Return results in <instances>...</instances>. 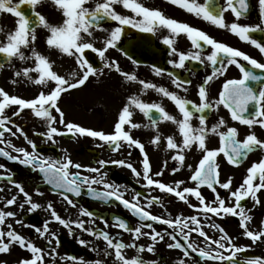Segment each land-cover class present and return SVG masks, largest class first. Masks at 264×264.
Here are the masks:
<instances>
[{"label": "snow or ice", "instance_id": "snow-or-ice-1", "mask_svg": "<svg viewBox=\"0 0 264 264\" xmlns=\"http://www.w3.org/2000/svg\"><path fill=\"white\" fill-rule=\"evenodd\" d=\"M44 2L45 0H18L14 3L13 0H0V12L9 13L16 18L15 28L3 33L4 38L0 40V58H2L0 59V68H3L5 64L12 66L13 60H19L30 65L15 70L13 73L15 79L11 80V83L16 84L19 81H24L41 89L34 98L25 99L9 94L3 88H0V145H5V147H0V156L6 157L10 161H18L30 167L33 171L41 173L44 182L52 188L60 190L58 194L72 207L76 205L67 194L80 196L82 187L86 186L93 198L105 202L113 199L118 201L141 223L132 227L124 219L114 217L112 226L130 233L132 236L133 242L125 243L121 239L111 236L107 231H96L91 227H86L84 220L66 221L57 213L53 204L49 202L47 210L51 219L46 220L42 228L30 226L33 227L35 233L41 238L46 235L51 236V239L47 240V244L51 246L53 240L56 239V234L50 232L49 229L51 222L59 223L64 228L69 229L70 234L73 235L71 228L74 225L88 235L103 239L106 247L101 254L103 257L114 256V264H156L154 261H145L141 253L145 251L153 253L156 244L164 241L166 237L173 241L167 244V248L179 249L185 258L189 257V250H191V252L198 253L201 259L218 262V264H264V256H244L242 259H238L240 254L250 251L251 246L236 245L233 237L220 224L209 223L207 225L219 233V237L214 239L204 231L205 225L201 223L197 215L189 217L176 216L172 219L153 214L147 210L154 204H161L160 197L152 196L146 199L143 205L140 203L141 193L139 192L135 193L131 200L124 199V193L120 191V186L105 182L106 173L101 172V169L109 161L98 160V167H90L74 163L68 156L58 159L42 156L36 151V144L7 115V110L13 106L16 107V110L12 115L17 117L24 110H30L32 115L40 119L46 126V131L36 133L44 137L46 143L50 141L55 144L57 142L55 140L56 136L72 135L75 137L79 135L96 139L102 142L97 145L98 147L107 145L113 152L119 151L125 145L134 146L140 150L143 156L141 161L142 173L131 163L124 160H112L111 163L129 168L136 177L142 175L145 187L157 189L165 195L175 197L184 202L189 208L197 209L209 221L213 216L223 218L231 215L238 217L243 236L250 239L252 244L255 245L264 240V221L261 222L260 230H250L249 222L252 220V216L249 215V212L251 209H246L242 202L251 198L254 205L262 203L257 193L264 190V158L254 161L247 168L242 182L233 189L232 177L224 182L220 181V165L217 157L223 154L229 165L239 166L241 161L246 159L250 153L254 151L264 152V140L259 139L256 133L252 131L256 125L264 129V76L258 75L254 71L259 69L264 72V63L258 62L244 52L223 42H218L200 29L166 17L161 10L149 8L140 0H50V3L60 13L61 20L58 23H50L46 16L37 10L38 6ZM167 2L178 6L197 18L210 22L220 29H227L241 41L253 45L261 55H264V43L258 42L251 36L252 33L257 31L264 32V0H258L260 23L255 26L241 25L238 22L230 24L225 22L224 13L228 11H231L236 21H239L248 12V0H224L223 5H216L219 8L218 12H214L209 8V0H204L203 4L198 3L197 0H167ZM23 5L27 6V11L22 10ZM116 5L122 6L123 9L130 11L132 15L118 13L115 10ZM108 21L114 22L116 26L110 29L104 28L103 24ZM125 26L135 28L140 32L153 34L157 29H166L169 34L162 38V42L170 50L169 55L178 58L168 61L173 67L185 68L188 61L199 62L201 65H205L207 62L212 66L210 74H207L198 86L199 103L182 97L176 92L169 91L165 87L157 86L145 80H138L136 74L123 71L117 61L108 60L106 53L109 49L117 48ZM40 28L47 32L45 42L49 49H54L62 56L74 59L76 69L68 74L67 78L58 74L54 70V64L50 58L40 53L34 46L38 38L37 29ZM97 31L105 33V37L101 41V47L95 46V33ZM0 33H2V30H0ZM181 34L187 37L192 49L195 51L184 52L175 47L177 38ZM204 46H210L211 49L206 56L202 55ZM89 50L98 56L102 63L101 68H97L90 63L87 58ZM240 60L246 61L251 66L250 69L244 67L239 62ZM132 63L135 64L136 61L133 60ZM231 65H235L239 69L240 78L226 79L219 91L218 98L210 100L208 92L210 82L224 76ZM105 69L110 72L115 71L126 82L139 83L142 86L141 92L153 89L168 98L174 103L182 118L177 119L169 114L159 103H147L137 95H130L119 110L111 133L85 128L74 122L66 121L65 113L59 107L62 94L84 86L90 77L102 76ZM154 72L158 76L162 74L160 68H154ZM168 75L173 77L172 73H168ZM171 82L183 92H187L186 85L191 84V81L179 80L175 77L172 78ZM254 84H259L260 87L256 88L253 86ZM220 106L227 110L232 121L238 122L249 129V132L243 138H240V133L236 127L227 125L223 117H220L215 124L209 127L205 113L215 111ZM134 109L142 113L150 123L141 125L133 122ZM53 112L57 115H53ZM194 117L199 121L198 126L192 124ZM161 122L174 124L180 137L179 141L173 135L164 137L166 149L174 153L171 156L173 161L183 165L185 161L184 153L192 149L193 146L202 154L189 177L190 181L194 182L195 187H182L184 184L182 180L175 181L174 184H166L159 179H155L154 177H161L163 171L152 173L144 144L131 135L133 129L151 128L156 134L150 143L154 146L159 145L162 137L157 125ZM57 124L62 125L63 130L56 127ZM13 128H15V131H13ZM222 128H226V131H222ZM6 133L13 137L19 133L32 151L29 152L23 147H15L11 141L5 140ZM210 135L219 138L218 148L207 146V139ZM6 148L11 149L18 155H11L9 151L5 150ZM3 167V165H0V169H3ZM188 167L192 169V165H188ZM71 169H77L78 171L72 172ZM80 170L96 175H82ZM179 170L178 167L173 168V172ZM0 179H9V177L0 174ZM12 183L24 197V202L19 204L21 210L24 209L26 204L29 205V212L40 207L39 204L32 202V196L25 191L20 183L14 181ZM92 185H102L104 190H95ZM217 185L220 189L228 191L229 201L234 200L231 206H228L226 200L221 198L217 191ZM202 186H206L214 194V199L211 202H207L202 195L200 191ZM2 191L3 189L0 188V192ZM37 194L42 195L43 193L37 190ZM190 197H194L198 204L193 205L190 203ZM16 203L17 196L13 195L11 198L6 199L4 208L13 206ZM16 215L15 212L0 209V226L6 225L7 228L5 231L3 227H0V254H7L12 246H19L21 250L30 253V257L21 258L18 264H45L46 256L50 255L55 258V248H51L50 252L46 253L27 237L18 233L11 223L6 224L8 218L15 219ZM80 215L91 218L94 213L82 208L80 209ZM146 221L149 223H143ZM152 222L166 225L174 231L162 234L153 227ZM15 223L22 224L23 222L15 219ZM92 223V219L87 221V224ZM24 226L29 227V225ZM108 226L107 221H105V227ZM144 228L150 231H144ZM192 233H196L203 238L205 247H197L191 241ZM177 236L182 237L183 243L177 239ZM141 237H148L152 243L147 246L137 245L135 241H139ZM77 240L81 246H87L88 244L82 238H77ZM128 248H134L136 255L130 258L127 257L124 250ZM91 250L97 251L95 248ZM225 253L228 254L225 255ZM60 259L73 261V264H89L83 258L72 256L60 257ZM0 264H6V262H0ZM90 264H105V261L97 259L90 262ZM177 264H186V261L180 258Z\"/></svg>", "mask_w": 264, "mask_h": 264}, {"label": "flooded vegetation", "instance_id": "flooded-vegetation-1", "mask_svg": "<svg viewBox=\"0 0 264 264\" xmlns=\"http://www.w3.org/2000/svg\"><path fill=\"white\" fill-rule=\"evenodd\" d=\"M145 6L152 9L161 10L166 17L173 18L177 21L187 23L197 29L204 31L210 37L216 39L218 42H223L235 49H238L250 57L256 59L258 62L264 63V55H261L258 49L248 42L241 41L236 35L230 33L227 29H220L210 22L204 21L202 18H197L193 14L186 12L178 6L172 5L167 0H140ZM198 3L203 4L204 0H197ZM249 9L248 12L242 16L239 21H236L231 11L224 13L226 23L238 22L241 25L255 26L260 23L258 0H248ZM217 4L223 5L224 0H209V8L218 12L219 8ZM115 10L122 15H132L128 10H125L120 5L115 6ZM8 16L12 20V23H8V19L3 20L2 15ZM16 18L9 13L0 12V40L4 38L3 33H6L15 28ZM115 23L108 21L103 24L104 28L110 29L115 27ZM166 29H157L155 34L140 32L135 28L125 26L121 39L118 42V46L115 49H109L106 56L109 61L115 60L120 65L121 69L125 72L134 73L138 77V80H145L147 82L154 83L157 86L167 88L169 91L176 92L178 95L199 103L198 99V86L202 83L203 78L210 74L211 65H201L199 62L188 61L185 68H176L170 64L169 60L178 59L175 56L169 55L168 47L162 42V38L168 35ZM37 41L35 42L36 49L48 56L54 64V70L58 74L64 75L66 78L73 70L76 69V65L73 58L62 56L54 49H49L46 45V30L40 28L37 29ZM96 47H101V41L105 37L104 32L97 31ZM253 39L258 42L264 43V32L257 31L251 34ZM175 47L179 51H195L192 49L190 41L187 37L181 34L176 41ZM211 51L210 46H204L202 55L206 56ZM131 57V59H129ZM87 58L90 63L95 67L101 68L102 63L98 56L92 53L90 50L87 52ZM2 59V58H0ZM239 59V58H238ZM136 63H132V61ZM244 67L250 69V65L246 61H239ZM24 66H30L19 60H13L12 66L5 64L3 68H0V88H3L9 94L17 95L21 98L31 99L41 90L38 86H34L30 83L19 81L16 84L11 83V80L15 79L13 73L15 70H19ZM154 68H160L162 70L161 75H156ZM258 75L264 76V72L259 69L254 70ZM168 73H172L173 77L191 81V84L186 85L188 91L183 92L177 89L171 82L173 77H170ZM241 73L235 65L228 67L224 76L214 79L210 82L208 87L209 99L215 100L219 96V91L226 79H238ZM259 88V84L253 85ZM141 85L137 82H126L115 71L104 70V74L99 77H90L84 86L80 88L70 90L67 93L62 94L59 100V107L65 113V120L74 122L85 128L103 131L105 133H111L114 129V124L117 120L119 110L122 108L126 99L130 95H137L141 100L147 103H159L162 107L171 115L177 119L182 118L175 107L168 98L157 93L153 89H148L141 92ZM16 110L13 106L7 110V115L20 126L27 134L28 138L36 144V151L44 157H50L52 159H58L64 156L70 157L74 163H80L84 166L98 167V160L109 161L103 169L102 173H106L105 182L120 186V191L124 193V199L131 200L135 193H141L140 203L143 205L146 199L152 196L160 197L161 204H154L151 208L147 209L153 214L162 215L165 218L174 219L176 216L189 217L197 215L201 220V223L205 225L204 231L212 238L219 237V233L207 225L209 223L220 224L225 231L232 237L237 239L236 245L243 246L250 244V251L240 254L238 259H242L244 256H264V240L253 245L252 241L243 236V230L239 227L238 217L231 215L223 218L213 216L211 220L205 219L203 214L197 211L195 208H189L184 202L179 201L173 196L165 195L157 189H149L145 187V181L143 177H136L132 171L124 166L112 164V160H124L127 163H131L138 171L142 173L141 161L143 156L139 149L134 146H123L119 151H111L107 145L98 147L97 145L102 143L91 137L64 135L56 136L55 144L45 142V138L37 135L38 132L46 131L45 124L38 118H35L30 110H24L20 116H13L12 113ZM133 122L145 125L150 122L140 113L138 110H133ZM53 115H57L53 112ZM207 116V123L209 127L215 124L220 117H223L230 127H236L240 133V138H243L249 132L246 126L240 125L238 122L231 120L229 113L223 106H220L217 110L205 113ZM193 126H198L199 121L196 117L192 120ZM56 127L63 130V126L57 124ZM158 131L162 137L159 145H152L150 143L153 136L156 134L151 128L141 127L139 129L131 130V135L144 144L145 152L150 160L152 173L163 171L161 177H154L166 184H174L175 181L182 180L184 184L182 187H195L194 182H191L189 177L192 170H194L196 164L201 158V153L197 151L196 147L187 150L185 154V161L183 165L178 164L171 159L174 154L173 151L166 149V143L164 137L173 135L177 141L180 137L178 135L176 126L171 122H161L157 125ZM222 131H226V128H222ZM15 131V128H13ZM261 140H264V129L258 125L252 129ZM5 140L11 141L15 147H23L29 152L32 151L31 147L26 143L24 138L17 133L15 137L10 134H5ZM207 146L209 148L219 147V138L215 135H210L207 139ZM5 147V145H0ZM10 152L11 155H18L11 149H5ZM260 158H264V152L254 151L248 155V157L241 161L239 166L229 165L224 158L223 154L217 157V161L220 165L221 182L226 181L229 177H232V188L235 189L243 180L246 175V170L254 161H258ZM0 165H3V169H0V174L9 177V179H0V188L3 189L0 192V209L5 211L15 212L17 215L15 219L21 220L22 224H16L15 219L8 218L7 223H11L14 229L34 242L38 247L42 248L44 252H50L51 248L56 249V256L45 257V264H73V261L61 260L60 257L72 256L76 258H83L86 262H92L97 259H102L105 264H114V256L103 257L102 250L106 247L103 239H97L94 236L88 235L86 232H82L74 225L69 229L64 228L57 222H51L49 224L50 232L56 234V239L53 240L51 246L47 244V240L51 239V236L46 235L44 238L38 236L35 233L33 227H43L46 220H50V213L47 210V205L51 202L57 211V213L66 221L84 220L86 227H91L96 231H107L113 237L121 239L125 243H132V236L128 232H123L117 227H113L114 217H120L127 221L132 227L141 223L136 217H133L131 213L123 207L116 200H109L107 202L95 199L91 193L88 192L87 187H82L81 195L75 196L74 194H67L69 198L73 200L75 207L67 204L66 201L58 194L60 190L52 188V186L46 184L43 180V176L38 171H33L30 167H27L18 161H7L0 158ZM188 165H192V169H189ZM179 168L178 172H173V168ZM75 172L77 169H71ZM82 175L94 176L96 174L84 172L80 170ZM20 183L26 192L32 196V202L40 205L36 210L29 212V205H25L24 209L19 208V204L24 202V197L13 186L12 182ZM93 189L103 191L102 185H92ZM217 191L221 198L226 200L228 206L234 203V200L229 201V193L224 189H220L217 185ZM37 190L42 195L37 194ZM202 195L206 198L207 202H211L214 199V194L206 186L200 188ZM17 196V203L8 208H4V203L7 198L11 196ZM261 200L260 205H254L251 198L243 201V205L246 209H251L249 215L252 216V220L249 222V228L253 231H258L261 228V222L264 221V190L257 193ZM190 203L197 205L198 201L194 197H190ZM86 209L94 216L89 218L87 216L80 215V209ZM92 219V224H87V221ZM105 221L108 223V227H105ZM149 223V222H143ZM153 227L161 232H173V229H169L166 225H160L155 222ZM24 225H29L26 227ZM6 231V225L0 226ZM144 231H150L147 228ZM77 238H82L88 242L87 246H81L78 243ZM239 238V239H238ZM177 239L183 243L181 236H177ZM197 247H205L203 238L199 237L196 233H192L190 237ZM168 237L164 241L156 244L155 251L148 253L147 251L141 253L142 258L145 261L156 262V264H177L178 259L183 258L186 264H218V262L205 261L201 259L198 253L191 252L189 250V257H183L182 252L179 249H168L167 244L172 243ZM137 245L147 246L152 243L148 237H141L139 241H135ZM263 245V247H260ZM214 247V246H213ZM95 248L97 251H92ZM124 254L127 257H133L136 255L134 248H128L124 250ZM228 253H225L227 255ZM30 253L25 250H21L19 246H12L11 250L7 254H0V262H6V264H18L21 258H29Z\"/></svg>", "mask_w": 264, "mask_h": 264}, {"label": "rangeland", "instance_id": "rangeland-1", "mask_svg": "<svg viewBox=\"0 0 264 264\" xmlns=\"http://www.w3.org/2000/svg\"><path fill=\"white\" fill-rule=\"evenodd\" d=\"M18 0H13L14 3H16ZM42 14L46 16V18L49 20L50 23H58L61 20L60 13L55 9V7L50 3V0H45V2L38 6V9ZM3 20L8 19V23H12V20L8 18L6 15H2ZM236 236V235H235ZM233 237L234 243H237V239ZM239 239V238H238ZM247 245H250L246 243ZM244 246V245H243ZM260 247H263V245H260Z\"/></svg>", "mask_w": 264, "mask_h": 264}, {"label": "water", "instance_id": "water-1", "mask_svg": "<svg viewBox=\"0 0 264 264\" xmlns=\"http://www.w3.org/2000/svg\"><path fill=\"white\" fill-rule=\"evenodd\" d=\"M22 10H24V11H27L28 10V8H27V6L26 5H23L22 6ZM3 157V156H2ZM6 158V157H5ZM7 159V158H6Z\"/></svg>", "mask_w": 264, "mask_h": 264}]
</instances>
